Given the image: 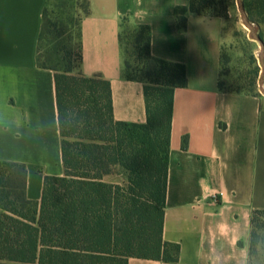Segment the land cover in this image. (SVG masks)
Masks as SVG:
<instances>
[{
  "label": "crops",
  "instance_id": "obj_1",
  "mask_svg": "<svg viewBox=\"0 0 264 264\" xmlns=\"http://www.w3.org/2000/svg\"><path fill=\"white\" fill-rule=\"evenodd\" d=\"M46 1L0 0V160L26 165L33 201L46 176L64 175L55 75L37 64ZM88 1L81 70L110 82L115 120L147 122L144 85L123 74L127 21L149 27L152 55L188 76L174 92L163 229L178 261L128 264H249L251 217L264 210V68L258 95L220 89L224 21L189 13L180 28L190 0Z\"/></svg>",
  "mask_w": 264,
  "mask_h": 264
},
{
  "label": "trees",
  "instance_id": "obj_2",
  "mask_svg": "<svg viewBox=\"0 0 264 264\" xmlns=\"http://www.w3.org/2000/svg\"><path fill=\"white\" fill-rule=\"evenodd\" d=\"M214 4L190 0L178 8L180 28L189 13L220 17L211 11ZM243 7L264 43V0H243ZM90 12L88 0L46 1L37 64L55 75L64 175L46 176L41 200L33 201L26 165L0 160V264L178 261L179 246L164 241L163 229L174 92L188 85L186 67L152 55L145 25H132L127 44V21L120 33L123 74L144 85L147 122L115 120L110 82L81 70L82 21ZM260 74L257 67L237 90L226 89L221 79L219 87L258 95ZM113 175L121 181L106 180ZM262 216L258 210L251 217L249 264L257 255Z\"/></svg>",
  "mask_w": 264,
  "mask_h": 264
},
{
  "label": "rangeland",
  "instance_id": "obj_3",
  "mask_svg": "<svg viewBox=\"0 0 264 264\" xmlns=\"http://www.w3.org/2000/svg\"><path fill=\"white\" fill-rule=\"evenodd\" d=\"M214 1L215 4L211 11L220 15L224 21L222 53L226 57L222 58L221 82L226 89L237 90L240 86L248 83L257 67L261 68V71L264 68L263 48L258 41L260 30L249 20L243 7V0ZM132 25L131 22H128L124 28L127 44L131 43L129 36H132L133 33H130L133 29ZM127 49L129 56H131V46H128ZM129 56V61L133 63L134 59ZM106 180L121 181L117 175L107 177ZM261 224V229L257 230L259 235V243L256 247L257 255L253 256L251 264H264V216L261 217Z\"/></svg>",
  "mask_w": 264,
  "mask_h": 264
},
{
  "label": "water",
  "instance_id": "obj_4",
  "mask_svg": "<svg viewBox=\"0 0 264 264\" xmlns=\"http://www.w3.org/2000/svg\"><path fill=\"white\" fill-rule=\"evenodd\" d=\"M258 41L260 42V44H261L262 46L264 45V43H263L261 40L258 39Z\"/></svg>",
  "mask_w": 264,
  "mask_h": 264
}]
</instances>
